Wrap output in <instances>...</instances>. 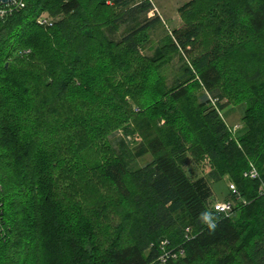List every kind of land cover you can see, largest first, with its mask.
<instances>
[{"label": "trees", "instance_id": "16d2710c", "mask_svg": "<svg viewBox=\"0 0 264 264\" xmlns=\"http://www.w3.org/2000/svg\"><path fill=\"white\" fill-rule=\"evenodd\" d=\"M151 9L25 0L0 17V264H161L164 240L183 251L166 264H264V196L244 177L253 165L264 181V0L180 8L193 72L172 86L161 71L176 45L142 53L160 24ZM224 99L244 109L237 139L210 107ZM122 130L151 163L129 169ZM205 160L210 180L236 186L228 218L184 169Z\"/></svg>", "mask_w": 264, "mask_h": 264}, {"label": "rangeland", "instance_id": "374dc122", "mask_svg": "<svg viewBox=\"0 0 264 264\" xmlns=\"http://www.w3.org/2000/svg\"><path fill=\"white\" fill-rule=\"evenodd\" d=\"M152 5V9L148 14V19H160V24L156 25L149 32L150 43L146 46L142 53L145 56H153L155 51L158 48H162L169 43V40L173 42L178 52L175 57L171 60L167 67H165L161 74L165 77L166 82L169 86L174 85L179 80L186 78L185 68L186 66L193 72V66L190 62L189 55L182 49V47L176 41L174 31L180 30L185 26L182 15L179 13V9L184 5L189 3L192 0H148ZM50 17L47 14L41 16L38 22L42 19H46L49 22H52ZM115 39H121L122 35L119 33L114 36ZM202 93V92H201ZM211 108L218 110L220 118L225 122L231 136L234 139H237L238 136L243 134L244 123L242 122L244 109L241 106H234L230 103H227V100L224 99L221 104H226L224 110L218 109V105H215V100H212L210 103ZM120 138L123 140L128 150L135 158L131 157L129 161V169L132 171L144 168L149 163L153 161L151 154L143 152L145 146L143 145L142 139L136 134H127L124 130L120 132ZM112 142H115L116 137L114 135L110 138ZM186 173L193 180L198 178H206L211 184L213 190V198L211 200L210 208L213 203L217 201H223L228 198L229 195V185L234 183L230 176H225L222 181L213 182L208 178L209 173L211 172V165L209 160H205L203 163L198 164L194 161H190L187 165L184 166ZM187 235L189 233H186ZM190 236V235H189ZM187 238V237H186ZM173 249V248H171Z\"/></svg>", "mask_w": 264, "mask_h": 264}, {"label": "built area", "instance_id": "2783aa9c", "mask_svg": "<svg viewBox=\"0 0 264 264\" xmlns=\"http://www.w3.org/2000/svg\"><path fill=\"white\" fill-rule=\"evenodd\" d=\"M24 1L25 0H12L10 3L6 5L0 4L1 6L0 7V17L1 18L5 17L9 15V13L13 12L15 9L22 8L24 6ZM39 24L44 25V26H52V24L46 19L40 20ZM244 177L254 180V181H259L261 184V194L264 196V181L261 179V176L258 170L256 169V167L251 165V168L247 172L244 173ZM229 189L232 192L237 191L234 183L229 185ZM234 207H235L234 202L217 201L212 204L211 209L213 210L214 213L222 217L228 218L232 216ZM186 233H189L186 236V237H189L191 233L190 229H187ZM168 245H169V242L167 240H164L159 244V249L161 251V255L159 256V262L161 264H166L171 259L177 260L180 255H183V251H180L181 254L179 255V252H177L178 250L174 248L173 249L168 248L169 247Z\"/></svg>", "mask_w": 264, "mask_h": 264}, {"label": "water", "instance_id": "95a60500", "mask_svg": "<svg viewBox=\"0 0 264 264\" xmlns=\"http://www.w3.org/2000/svg\"><path fill=\"white\" fill-rule=\"evenodd\" d=\"M12 0H0V4L2 5H6L8 3H10Z\"/></svg>", "mask_w": 264, "mask_h": 264}, {"label": "clouds", "instance_id": "9594fccd", "mask_svg": "<svg viewBox=\"0 0 264 264\" xmlns=\"http://www.w3.org/2000/svg\"><path fill=\"white\" fill-rule=\"evenodd\" d=\"M205 219H208V217H207V216H205ZM211 226H213V225H211V224H210V227H211Z\"/></svg>", "mask_w": 264, "mask_h": 264}]
</instances>
